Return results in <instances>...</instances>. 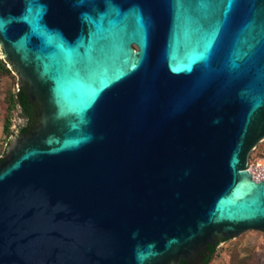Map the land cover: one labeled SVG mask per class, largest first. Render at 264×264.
Returning a JSON list of instances; mask_svg holds the SVG:
<instances>
[{
  "label": "water",
  "instance_id": "water-1",
  "mask_svg": "<svg viewBox=\"0 0 264 264\" xmlns=\"http://www.w3.org/2000/svg\"><path fill=\"white\" fill-rule=\"evenodd\" d=\"M28 115L0 157V264H205L264 232V0H0Z\"/></svg>",
  "mask_w": 264,
  "mask_h": 264
},
{
  "label": "rangeland",
  "instance_id": "rangeland-1",
  "mask_svg": "<svg viewBox=\"0 0 264 264\" xmlns=\"http://www.w3.org/2000/svg\"><path fill=\"white\" fill-rule=\"evenodd\" d=\"M15 83L16 76L12 71L11 74L0 73V157L8 138L17 134L18 129L24 124L19 110L8 107L7 95L14 91ZM7 117L10 124L8 130H4ZM262 156H264V139L250 152L249 159L254 162ZM209 264H264V232L250 229L220 242Z\"/></svg>",
  "mask_w": 264,
  "mask_h": 264
},
{
  "label": "trees",
  "instance_id": "trees-1",
  "mask_svg": "<svg viewBox=\"0 0 264 264\" xmlns=\"http://www.w3.org/2000/svg\"><path fill=\"white\" fill-rule=\"evenodd\" d=\"M0 73H2V74H11V70L8 68L7 64L1 58H0ZM7 102H8V105H9L8 106L9 109H17V110H19L20 116L24 119V126H21V129L26 127L27 121H28V115L25 113V111L21 107L20 103L18 102L14 91H11V92L8 93ZM9 124H10V120H9V117H7L5 119V123H4V130H8ZM221 242H223V241H221ZM218 244H216L214 246L213 251L211 253V256L209 257L208 261L205 264H209V262L211 261L213 255H214V253L216 251V247H217Z\"/></svg>",
  "mask_w": 264,
  "mask_h": 264
},
{
  "label": "built area",
  "instance_id": "built-area-1",
  "mask_svg": "<svg viewBox=\"0 0 264 264\" xmlns=\"http://www.w3.org/2000/svg\"><path fill=\"white\" fill-rule=\"evenodd\" d=\"M247 170L256 181L264 180V156L253 161H248Z\"/></svg>",
  "mask_w": 264,
  "mask_h": 264
},
{
  "label": "flooded vegetation",
  "instance_id": "flooded-vegetation-1",
  "mask_svg": "<svg viewBox=\"0 0 264 264\" xmlns=\"http://www.w3.org/2000/svg\"><path fill=\"white\" fill-rule=\"evenodd\" d=\"M22 126H24V124H23ZM20 130H22L21 127L18 129V132H19Z\"/></svg>",
  "mask_w": 264,
  "mask_h": 264
}]
</instances>
